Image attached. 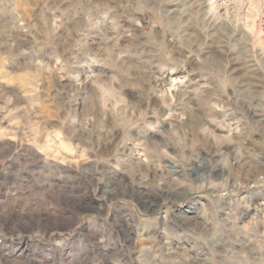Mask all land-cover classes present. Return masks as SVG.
<instances>
[{
  "label": "rangeland",
  "instance_id": "1",
  "mask_svg": "<svg viewBox=\"0 0 264 264\" xmlns=\"http://www.w3.org/2000/svg\"><path fill=\"white\" fill-rule=\"evenodd\" d=\"M0 264H264V0H0Z\"/></svg>",
  "mask_w": 264,
  "mask_h": 264
},
{
  "label": "bare ground",
  "instance_id": "2",
  "mask_svg": "<svg viewBox=\"0 0 264 264\" xmlns=\"http://www.w3.org/2000/svg\"><path fill=\"white\" fill-rule=\"evenodd\" d=\"M173 168H174V167H173ZM227 169H228V168H227ZM172 171H173V170H172ZM174 171H176V170H174ZM174 171H173V172H174ZM176 172H177V171H176ZM205 173H206V172H205Z\"/></svg>",
  "mask_w": 264,
  "mask_h": 264
}]
</instances>
